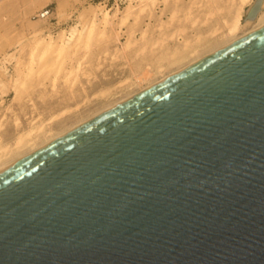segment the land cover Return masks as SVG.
<instances>
[{
  "label": "water",
  "instance_id": "obj_1",
  "mask_svg": "<svg viewBox=\"0 0 264 264\" xmlns=\"http://www.w3.org/2000/svg\"><path fill=\"white\" fill-rule=\"evenodd\" d=\"M0 264H264V28L0 173Z\"/></svg>",
  "mask_w": 264,
  "mask_h": 264
},
{
  "label": "rangeland",
  "instance_id": "obj_2",
  "mask_svg": "<svg viewBox=\"0 0 264 264\" xmlns=\"http://www.w3.org/2000/svg\"><path fill=\"white\" fill-rule=\"evenodd\" d=\"M149 1L0 0V145H12L20 131L28 130L32 121L36 119V123L39 122L38 124L43 125L45 123L44 127L46 129L52 127L54 132L64 130L71 126L73 122L79 121L80 118L89 117V115L105 108V106L107 107V105L113 104L119 97V99L123 98V96H126L129 92L131 93L133 89V91L138 90L143 84L140 86L137 82L138 78L136 79L134 77L140 75V77H142L145 74H142L143 72L146 71L147 73V71H149L148 74H150V79L155 76L153 78L155 80L159 79L162 73L165 74L181 67L192 59L189 52L193 48H196L199 54H204V52L206 53L211 47H216V43L218 46L220 42L221 44L225 42L227 40L223 36L225 22L236 13L234 11V3L236 0H168L167 3V0ZM174 1L177 3L174 4ZM151 3L153 5L152 7L150 5ZM46 7L51 9L52 15L49 19H43L45 21H42V19L39 18V14ZM126 8L129 9L124 11ZM249 8V6L243 7V20ZM137 11L144 13L141 14L139 12L141 14L140 16ZM104 12H108L109 21L112 20L108 25L102 22ZM173 12L175 14H173ZM99 13L102 14V17ZM137 13L140 20L136 18L138 17ZM120 14L123 15L121 16ZM172 14L176 17L174 18ZM128 15L130 18H128ZM131 16H133V18ZM170 16L173 18H170ZM117 17L122 20L118 21L119 18ZM124 19L127 21H124ZM172 20L173 22L175 21L174 24H171L173 23ZM92 22H94L93 26L90 25ZM121 22H123V25L125 24L124 27L120 26L122 25ZM148 25L149 27H147ZM74 27L80 33L78 35L80 42H78L77 49H69L70 52H68V50L59 58L54 54L43 55V57L39 48L34 49L38 37L41 40L50 41L52 39V41L55 42L58 40V35L61 31H64L65 36L69 37L70 31ZM91 27L94 29H91ZM87 28H89L91 32L89 30L87 31ZM142 30L144 31L142 32ZM152 31L154 34H151ZM141 35L142 37L147 35V39L141 38ZM50 36L52 37L50 38ZM196 38L197 40L195 41ZM198 38L203 40V42H200ZM205 39L206 42L204 41ZM216 39L219 41L217 42ZM210 41L212 42L211 44H209ZM57 42L59 43V41ZM186 42L188 45L190 44V47L184 50L182 49L184 48L183 43ZM191 42H193V44H191ZM196 43L200 46H197ZM194 44H196L195 47L193 46ZM207 44L210 47L207 46ZM125 46L127 48L129 46L130 48L125 49ZM201 47H204V49ZM199 48L202 50H197ZM172 50L175 51L171 53ZM176 51H180L181 53H176ZM166 53H169V57ZM173 54H178L180 57L182 56L181 59H183V63H181V60L180 63L177 62L174 66H172L173 64L169 65L168 60H170V56ZM55 58L57 60H55ZM160 58L163 59L161 60ZM164 59V72H159L156 66L159 67L161 65L160 60L163 63ZM157 62L160 63V65L157 64ZM77 63L80 64L78 65ZM166 64L167 66L169 65L168 69L166 68ZM73 65L78 70L77 75L75 73H69ZM82 65L83 68L80 67ZM85 65H87L88 68ZM153 65H155V69L152 68ZM80 69L85 70L81 71ZM67 76L69 77L67 78ZM66 78L69 81H67ZM120 84L122 85L118 86ZM129 86L132 87L129 88ZM124 90L126 92H124ZM103 91L106 93L103 94ZM109 92L110 97L108 95ZM103 95H105V98ZM114 96L117 98H114ZM95 97L96 101L93 99ZM87 99L90 101L87 102ZM100 103L103 105L101 104L100 106ZM76 107L78 110L75 109ZM73 110L77 112H73ZM79 110H82L84 115ZM66 111L71 115L67 114ZM90 111L92 113H90ZM19 117L20 119H18ZM38 117H41V123ZM48 121H51V125L47 123ZM39 140L41 141L42 138ZM39 140H37V143L40 142ZM16 154L9 155L7 159L11 160L19 155ZM7 159L1 160L0 164L4 161H8Z\"/></svg>",
  "mask_w": 264,
  "mask_h": 264
},
{
  "label": "bare ground",
  "instance_id": "obj_3",
  "mask_svg": "<svg viewBox=\"0 0 264 264\" xmlns=\"http://www.w3.org/2000/svg\"><path fill=\"white\" fill-rule=\"evenodd\" d=\"M149 0H147V2H148ZM154 1V0H153ZM152 1V2H153ZM173 1V0H172ZM176 1V0H175ZM174 1V4L175 3H177V2H175ZM143 2V1H142ZM145 2V1H144ZM146 2V3H147ZM150 2V1H149ZM164 2V1H163ZM168 2V0L166 1V3ZM233 2V1H232ZM165 3V2H164ZM234 3V2H233ZM254 3H255V0H254V2H253V0H236V2L234 3L235 4V14L228 20V21H226L225 22V28H224V37L227 39L225 42H223L222 44H221V42H220V45H218L217 46V43H216V47L214 46L213 48L211 47V49H209L206 53L204 52V54L202 53H198V51H196V48H193L190 52H189V54H190V57L192 58L189 62H187L186 64H183L181 67H178V68H176L175 70H172V71H170V72H168V73H165V74H161V77L159 78V79H153L155 76H153V80L152 79H150V74H148L149 73V71H147V73H146V71L145 72H143L142 74H144L142 77H140V76H138V77H134V78H138L137 79V82L140 84V86H141V84H143V86H141L138 90H136V91H133L132 90V92L130 93H126L127 95L126 96H123V98H121V99H119L118 98V100L116 101V102H114L113 104H111V105H107V107L105 106V108H103V109H101V110H99V111H97V112H95V113H93L92 115H89V117H84L83 119H81L80 118V120L79 121H77V122H73V124L71 125V126H69V127H67L66 129H64V130H61V131H58V132H54L53 131V129H52V127H48L47 129L44 127V124L42 125V124H38V123H36V120L35 121H32V123H31V125H30V128H28V130L26 129L25 131H20V133L17 135V137H16V139H15V141L13 142V144L12 145H0V161L1 160H3V159H7V157L9 156V155H12V154H19V155H17L16 157H14V158H12L11 160H8V161H4L3 163H1L0 164V173H2L3 171H5L6 169H8L9 167H12L13 165H16L17 163H19V162H21V161H23L24 159H26V158H28V157H30V156H32L33 154H35V153H37L38 151H40L41 149H44L45 147H47V146H49L50 144H52L53 142H55V141H57L58 139H60V138H62L63 136H65V135H67V134H69V133H71L72 131H74L75 129H78L79 127H81V126H83L84 124H86V123H88L89 121H91V120H93V119H95V118H97V117H99V116H101V115H103V114H105V113H107L108 111H110V110H112V109H114V108H116V107H118V106H120V105H122V104H124L125 102H127V101H129V100H131V99H133V98H135V97H137L138 95H140V94H142V93H144L145 91H147V90H149V89H151L152 87H154V86H156L157 84H159V83H161V82H163V81H165V80H167V79H169V78H171V77H173V76H175L176 74H178V73H180L181 71H184L185 69H188L189 67H191V66H193V65H195L196 63H198V62H200V61H203V60H205V59H207V58H209V57H211L212 55H214V54H216V53H218L219 51H221V50H223V49H225L226 47H228V46H230V45H232V44H234V43H236L237 41H239V40H241V39H243V38H245V37H247V36H249V35H251V34H253V33H255V32H257V31H259V30H261L262 28H264V0H262L261 1V10H260V12L258 13V15H257V17H256V19L255 20H243V14H242V10H243V7L244 6H249L250 8L254 5ZM140 4V3H139ZM142 5H145V4H142ZM151 5V7L153 6L152 5V3L150 4ZM231 5H232V3H231ZM233 6V5H232ZM131 7V6H130ZM143 7V6H142ZM148 7V6H147ZM172 7V6H171ZM132 8V7H131ZM134 8V7H133ZM139 8V7H138ZM249 8V9H250ZM129 8H126V9H124V11H127ZM135 9V8H134ZM145 9V8H144ZM143 9V10H144ZM229 9H230V7H229ZM232 9H234V8H232ZM248 9V10H249ZM123 10V9H122ZM137 10H139V9H137ZM151 10V9H150ZM119 11V10H118ZM132 11H133V9H132ZM247 11V10H246ZM245 11V12H246ZM100 12H101V10H100ZM138 12V11H137ZM140 12V11H139ZM138 12V13H139ZM230 12V11H229ZM42 13V12H41ZM40 13V14H41ZM127 13V12H126ZM125 13V14H126ZM138 13H137V15H138ZM141 14H143L142 12H140ZM139 13V15L141 16V14ZM150 13V12H149ZM248 13V12H247ZM247 13H246V15H247ZM40 14H39V18H40ZM100 14V13H99ZM115 14H116V12H115ZM147 14V13H146ZM173 14H175L174 12H173ZM172 14V15H173ZM230 14V13H229ZM101 15V17H102V14H100ZM104 16H103V23L104 24H110L111 23V21H109L110 19H109V14H108V12H104V14H103ZM121 15V14H120ZM123 15V14H122ZM121 15V16H122ZM139 15H138V17H136V18H138L139 19ZM149 15V14H148ZM116 16V15H115ZM136 16V15H135ZM147 16V15H146ZM174 16V15H173ZM93 17V16H92ZM113 17H114V15H113ZM127 17V16H126ZM132 18H133V16H131ZM176 16H174V18H175ZM117 18H119V17H117ZM128 18H130L129 17V15H128ZM135 18V17H134ZM170 18H173L172 16H170ZM41 19V18H40ZM93 19V18H92ZM116 19V18H115ZM94 20V19H93ZM92 20V21H93ZM101 20V19H100ZM120 20V18L118 19V21ZM122 20V19H121ZM120 20V21H121ZM126 19H124V21H125ZM133 20H135V19H133ZM140 20V19H139ZM42 21H45V20H43L42 19ZM96 21V20H95ZM116 21H117V19H116ZM115 21V22H116ZM117 21V22H118ZM127 21V20H126ZM138 21V20H137ZM137 21H135V22H137ZM156 21V20H155ZM159 22H160V20H159ZM167 22V21H166ZM172 22H173V20H172ZM175 22V21H174ZM174 22L173 23H171V24H174ZM123 22H121V24H122ZM126 23V22H125ZM161 23V22H160ZM93 24H94V22H92V24L90 23V25L91 26H93ZM133 24V23H132ZM131 24V25H132ZM138 24V23H137ZM171 24H169V25H171ZM90 25H89V28H90ZM125 25V24H124ZM124 25L122 24V25H120V26H123L124 27ZM134 25V24H133ZM155 25V24H154ZM163 25V24H162ZM100 26V25H99ZM105 26V25H104ZM117 26V25H116ZM156 26V25H155ZM166 26V25H165ZM119 27V26H118ZM126 27V26H125ZM129 27V26H128ZM142 27V26H141ZM147 27H149V25L147 26ZM147 27H146V31H147ZM162 27V26H161ZM89 28H87V31L89 30L90 32H91V30L89 29ZM93 27H91V29H92ZM130 28V27H129ZM85 29V28H84ZM94 29V28H93ZM102 29H103V27H102ZM101 29V30H102ZM96 30V29H95ZM100 30V29H99ZM104 30V29H103ZM153 30H154V28H153ZM144 30H142V32H143ZM158 31H160V30H158ZM163 31V30H162ZM43 32V31H42ZM86 32V31H85ZM134 32V31H133ZM223 32V31H222ZM47 33V32H46ZM87 33V32H86ZM99 33H100V31H99ZM102 33V32H101ZM129 33V32H128ZM132 33V32H131ZM153 33V31L151 32V34ZM35 34H38V33H35ZM34 34V35H35ZM80 33L78 32V30L74 27V28H72L71 29V31H70V33H69V37H66L65 36V32L64 31H61L60 33H59V35H58V40L57 41H59V43L57 42V41H52V39L50 40V41H45V40H41V39H39V37H38V40L35 42V46H34V49H37V48H39L40 50H41V53H42V56L44 55H48V54H54L56 57H61V56H63L64 55V53H66L69 49H77L78 48V42H80L79 40H80V38L78 37V35H79ZM104 34V33H103ZM106 34V33H105ZM114 34H115V32H114ZM154 34V33H153ZM34 35H33V37H34ZM88 35H89V32H88ZM117 35V34H116ZM144 35V34H143ZM217 35V34H216ZM215 35V36H216ZM36 36V35H35ZM102 36V35H101ZM108 36V35H107ZM118 36V35H117ZM146 36L147 35H145L144 37H142V35H141V38H146ZM32 37V36H31ZM44 37V36H43ZM48 37V36H47ZM46 37V38H47ZM52 36H50V38H51ZM87 37V36H86ZM109 37V36H108ZM116 37V36H115ZM131 37H133V36H131ZM149 37V36H148ZM222 37V36H221ZM103 38V37H102ZM117 38V37H116ZM136 38V37H135ZM138 38V37H137ZM140 38V37H139ZM211 38V37H210ZM210 38H209V40H210ZM218 38V37H217ZM106 39V38H105ZM113 39V38H112ZM147 39V38H146ZM150 39H151V37H150ZM149 39V40H150ZM203 39V38H202ZM207 39V38H206ZM206 39L204 40L205 42H206ZM220 39V38H219ZM139 40V39H138ZM141 40V39H140ZM176 40V39H175ZM180 40V39H179ZM184 40V39H183ZM197 40V38L195 39V41ZM198 40L201 42H203V40H200V38H198ZM215 40V39H214ZM213 40V41H214ZM217 40V39H216ZM222 40V39H221ZM76 41V42H75ZM88 41V40H87ZM114 41V40H113ZM130 41V40H129ZM147 41V40H146ZM180 41H182V40H180ZM193 41V40H192ZM219 40H217V42H218ZM34 42V41H33ZM117 42V41H116ZM126 42H128V41H126ZM194 42V41H193ZM193 42H191V44H193ZM199 42V43H200ZM208 42V41H207ZM135 43V42H134ZM134 43H133V45H134ZM212 42L210 41V43L209 44H211ZM112 44V43H111ZM127 44V43H126ZM140 44V43H139ZM172 44V43H171ZM181 44V43H180ZM184 44V48H182V46H181V48L182 49H184V50H186V49H189V45H188V43L186 42V43H183ZM197 44V46H200L198 43H196ZM196 44H194L193 46L195 47V45ZM114 45V44H113ZM124 45V44H123ZM137 45V44H136ZM142 45H144V44H142ZM173 45V44H172ZM201 45H202V43H201ZM215 45V44H214ZM116 46V45H115ZM171 46V45H170ZM203 46V45H202ZM205 46V45H204ZM207 46H209L208 44H207ZM87 47V46H86ZM126 47V46H125ZM131 47H133V46H131ZM210 47V46H209ZM84 48V47H83ZM128 48H130L129 46H128ZM127 47L125 48V49H128ZM135 48V47H134ZM192 48V47H191ZM202 48V47H201ZM118 49H119V47H118ZM125 49H124V52H125ZM133 49V48H132ZM168 49V48H167ZM170 49V48H169ZM171 49H172V47H171ZM202 49H204V47L202 48ZM202 49H197V50H202ZM131 50V49H130ZM35 51V50H34ZM106 51V50H105ZM141 51V50H140ZM175 51V50H174ZM173 50L171 51V53H173L174 52ZM68 52H70V50L68 51ZM111 52V51H110ZM114 52V51H113ZM128 52V51H127ZM137 52H138V49H137ZM179 53H181L180 51H178ZM177 51H176V53H178ZM184 52V51H183ZM183 52H182V54H183ZM188 52V51H187ZM186 52V53H187ZM115 53V52H114ZM120 53V52H119ZM175 53V54H176ZM185 53V52H184ZM34 54V53H33ZM126 54V53H125ZM167 54V53H166ZM175 54H173L172 56H170V60H168L167 62H168V64L170 65V64H173L172 66H174L175 65V63L177 64V62L178 63H180L181 62V60H182V62L181 63H183V59H181L182 58V56L180 57V55H175ZM54 55H52V56H54ZM165 55V54H164ZM169 55V53L167 54V56ZM171 55V54H170ZM43 56V57H44ZM114 56V55H113ZM169 57V56H168ZM167 57V58H168ZM189 57V56H188ZM41 59V58H40ZM161 59V58H160ZM163 59V58H162ZM161 59V60H162ZM185 59H186V57H185ZM187 59H190V58H187ZM55 60H57L56 58H55ZM160 60V62H161V65H160V63H158L157 62V64H159L160 66L158 67V66H156L157 67V70L159 71V72H164V67H163V64L165 63V59L163 60L164 62L162 63V61ZM186 61V60H185ZM184 61V62H185ZM188 61V60H187ZM80 63H82V62H80ZM79 63V64H80ZM78 64V63H77ZM78 64V65H79ZM82 64H84V63H82ZM151 65V64H150ZM155 65H156V63H155ZM155 65H153V67L152 68H154L155 67ZM165 65V64H164ZM168 65V66H169ZM86 67H87V65H85ZM168 66H167V64H166V68L168 69ZM79 67V66H78ZM77 67V68H78ZM80 67H82L83 68V65L82 66H80ZM81 68V69H82ZM85 68V67H84ZM88 68V67H87ZM150 68V67H149ZM80 69V70H81ZM86 69V68H85ZM84 69V70H85ZM155 69V68H154ZM84 70H81V71H84ZM155 71V70H154ZM77 72H78V70L76 69V67L73 65L72 67H71V71L69 72V73H75L76 75H77ZM153 72V71H152ZM157 72V71H156ZM155 73V72H154ZM158 73V72H157ZM131 75V74H130ZM154 75V74H153ZM70 76V75H69ZM69 76H67V78L69 77ZM73 76V75H72ZM136 76V75H135ZM20 77V76H19ZM140 77V78H139ZM66 78V79H67ZM130 78V77H129ZM136 79H134V80H136ZM131 80V79H130ZM134 80H132V81H134ZM19 81V80H18ZM67 81H69L68 79H67ZM127 81V80H126ZM18 83V82H17ZM128 83H129V81H128ZM124 84V83H123ZM127 84V83H126ZM135 84H136V81H135ZM108 85V84H107ZM111 85V84H110ZM122 84H120V85H118V86H121ZM128 85V84H127ZM71 86H72V84H71ZM105 86V85H104ZM104 86H102V87H104ZM22 87V86H21ZM115 87V86H114ZM114 87H113V89H114ZM132 87V86H131ZM130 86H129V88H131ZM86 88V87H85ZM116 88V87H115ZM118 88H120V87H118ZM117 88V89H118ZM125 88V87H124ZM128 88V87H127ZM84 89V88H83ZM111 89V88H110ZM70 90V89H69ZM105 90V89H104ZM109 90V89H108ZM122 90V89H121ZM131 90V89H130ZM114 91H115V89H114ZM86 92V91H85ZM111 92V91H110ZM110 92H109V97H110ZM116 92V91H115ZM117 92H119V91H117ZM122 92H123V90H122ZM124 92H126L125 90H124ZM127 92H128V90H127ZM104 93H106V92H104L103 91V94ZM70 94V93H69ZM98 94V93H97ZM106 94V95H107ZM112 94H113V92H112ZM115 94V93H114ZM119 94H122V93H119ZM72 95V94H71ZM73 95H74V93H73ZM100 95V94H99ZM98 95V96H99ZM69 96V95H68ZM75 96H77V95H75ZM95 96V95H94ZM93 96V97H94ZM104 96V98H105V95H103ZM116 96V95H115ZM114 96V98H117V97H115ZM70 97V96H69ZM97 97V96H96ZM96 97L95 98H93L94 99V101H96L95 99H96ZM100 97V96H99ZM113 97V96H112ZM111 97V98H112ZM100 99H102V98H100ZM107 99V98H106ZM90 100H91V98H90ZM89 99H87V102L88 101H90ZM84 101H86V100H84ZM98 101V100H97ZM105 101V100H104ZM107 101V100H106ZM112 101V100H111ZM92 102V101H91ZM97 103V102H96ZM103 103V102H102ZM102 103H100V106H101V104ZM89 104V103H88ZM86 105H87V103H86ZM103 105V104H102ZM67 107V106H66ZM75 107V106H74ZM99 107V106H98ZM69 109V108H68ZM75 109H77L78 110V108L76 107ZM81 109V108H80ZM90 110H92V109H90ZM65 111V110H64ZM63 111V112H64ZM71 111V110H70ZM76 110H73V112H75ZM80 111V110H79ZM87 111V110H86ZM40 112V111H39ZM39 112H38V114H39ZM43 112V111H42ZM41 112V113H42ZM72 112V113H73ZM77 112V111H76ZM80 112H82V110L80 111ZM80 112H79V114H80ZM88 112V111H87ZM86 112V114H87V116H88V113ZM66 113H67V111H66ZM90 113H92L91 111H90ZM89 113V114H90ZM61 114H63V113H61ZM64 114H65V112H64ZM67 114H69V112L67 113ZM76 114V113H75ZM82 114H83V112H82ZM46 115V114H45ZM50 115V114H49ZM69 115H71V114H69ZM84 115V114H83ZM82 115V116H83ZM33 116V115H32ZM31 116V117H32ZM42 116V115H41ZM54 116V115H53ZM59 116L61 117V115L59 114ZM51 117V116H50ZM58 117V116H57ZM63 117V116H62ZM35 118V117H34ZM39 119H40V123H41V117H38ZM48 118V117H47ZM76 118V117H75ZM18 119H20V117L18 118ZM30 119V118H29ZM58 119H60V118H58ZM62 119V118H61ZM70 119V118H69ZM48 120V119H47ZM49 120H51V119H49ZM53 120V119H52ZM56 120H57V118H56ZM65 120V119H64ZM54 121V120H53ZM61 121V120H60ZM75 121H76V119H75ZM21 122V121H20ZM19 122V123H20ZM29 123V122H28ZM43 123V122H42ZM47 123H50V125H51V121L49 122H47ZM53 123V122H52ZM16 124H17V122H16ZM21 124V123H20ZM55 124H57V123H55ZM60 124V123H59ZM47 125V124H46ZM17 126V125H16ZM53 126V125H52ZM55 126V125H54ZM63 126H64V122H63ZM21 127H22V125H21ZM27 127H28V124H27ZM60 127H61V125H60ZM63 128V127H62ZM19 129V128H18ZM60 129V128H59ZM57 130H58V127H57ZM40 138H42V140L40 141L39 139ZM10 140V139H9ZM37 140H39L40 142H38L37 143ZM12 141V140H11ZM7 144H8V142H7ZM26 149V150H25ZM19 152V153H18Z\"/></svg>",
  "mask_w": 264,
  "mask_h": 264
},
{
  "label": "built area",
  "instance_id": "obj_4",
  "mask_svg": "<svg viewBox=\"0 0 264 264\" xmlns=\"http://www.w3.org/2000/svg\"><path fill=\"white\" fill-rule=\"evenodd\" d=\"M52 15L51 9H49L48 7L44 8L42 10V13L40 14V18L41 19H49V17Z\"/></svg>",
  "mask_w": 264,
  "mask_h": 264
}]
</instances>
